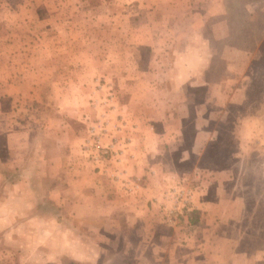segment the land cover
Wrapping results in <instances>:
<instances>
[{"label": "rangeland", "instance_id": "374dc122", "mask_svg": "<svg viewBox=\"0 0 264 264\" xmlns=\"http://www.w3.org/2000/svg\"><path fill=\"white\" fill-rule=\"evenodd\" d=\"M0 264H264V0H0Z\"/></svg>", "mask_w": 264, "mask_h": 264}, {"label": "crops", "instance_id": "0c3cea01", "mask_svg": "<svg viewBox=\"0 0 264 264\" xmlns=\"http://www.w3.org/2000/svg\"><path fill=\"white\" fill-rule=\"evenodd\" d=\"M151 139H152V136H151ZM133 148L134 147H132L131 151L133 150ZM76 153H77V155L75 156ZM78 154H79V150L77 148H75L72 150V153L69 155V158L65 159L64 165L69 166V174H68L69 176L77 175L80 177L81 174H84L85 170L83 168H80V165H79L80 162L78 161ZM148 158L149 157H147L146 154H143V155L140 154V158L136 155L134 160L129 161L130 165H128V167H129L130 171H132L136 174L142 175V174L147 173L148 168H155L158 166V165L151 164V160ZM94 176H96V175H94ZM94 178H96V181H97V177H94ZM79 184L80 185H78V187H77L78 188L77 189V194H78L77 198L78 199L76 201H78L79 204L81 202H84L83 205L87 209L88 208L94 209L93 210L94 212L92 211L94 217H98V216L107 217V216H109V218L114 219L116 217L123 215L129 220V223H130V221L132 223H136V222H138V220H141L143 223V224L141 223L143 228L151 231V225L150 224H152V218H151L152 211L148 210V208H146V206L143 203H141L140 201L134 200V199H128L126 197L123 199L116 192L113 191L111 193L110 199L114 200V201L112 200V202L115 204L116 208H113L109 214H105L101 208L96 209V207L94 205H98V204L93 203L95 198L90 196L89 193H92L93 195H96V194L99 195L100 199H107L108 197L105 195H108V193L111 191L108 189L107 190L104 189L97 182H93L94 187L92 189H88V190H87V187L92 186L91 181L89 183L84 182V183H79ZM90 204H94V205L89 206ZM80 207H82V206H80ZM123 208H124V211H123ZM131 225H133V224H131ZM192 248L194 250L193 254L195 253V256L197 258L198 249L195 245H194V247L191 246V249ZM193 250H191V251H193Z\"/></svg>", "mask_w": 264, "mask_h": 264}, {"label": "built area", "instance_id": "2783aa9c", "mask_svg": "<svg viewBox=\"0 0 264 264\" xmlns=\"http://www.w3.org/2000/svg\"><path fill=\"white\" fill-rule=\"evenodd\" d=\"M129 188L130 190H133L135 188V186L133 187L132 184H129ZM174 193L176 194L175 197L176 199H181L184 202L190 203L191 202V198H192V192L190 190H184V189H175ZM181 214V216L183 215V213L181 211H175V217H179ZM187 220V224H189V227H193V223H191V221L188 219V216H184Z\"/></svg>", "mask_w": 264, "mask_h": 264}]
</instances>
